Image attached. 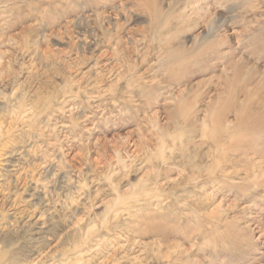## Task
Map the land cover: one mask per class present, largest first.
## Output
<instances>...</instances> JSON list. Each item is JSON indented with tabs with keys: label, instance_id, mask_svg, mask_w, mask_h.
Returning a JSON list of instances; mask_svg holds the SVG:
<instances>
[{
	"label": "rangeland",
	"instance_id": "obj_1",
	"mask_svg": "<svg viewBox=\"0 0 264 264\" xmlns=\"http://www.w3.org/2000/svg\"><path fill=\"white\" fill-rule=\"evenodd\" d=\"M0 264H264V0H0Z\"/></svg>",
	"mask_w": 264,
	"mask_h": 264
},
{
	"label": "bare ground",
	"instance_id": "obj_2",
	"mask_svg": "<svg viewBox=\"0 0 264 264\" xmlns=\"http://www.w3.org/2000/svg\"><path fill=\"white\" fill-rule=\"evenodd\" d=\"M26 32V31H25Z\"/></svg>",
	"mask_w": 264,
	"mask_h": 264
}]
</instances>
